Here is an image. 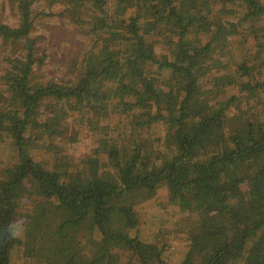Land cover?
Segmentation results:
<instances>
[{"label": "trees", "instance_id": "obj_1", "mask_svg": "<svg viewBox=\"0 0 264 264\" xmlns=\"http://www.w3.org/2000/svg\"><path fill=\"white\" fill-rule=\"evenodd\" d=\"M10 1L0 264H264V0ZM41 1L87 40L60 78ZM27 192L41 210L20 222Z\"/></svg>", "mask_w": 264, "mask_h": 264}, {"label": "rangeland", "instance_id": "obj_2", "mask_svg": "<svg viewBox=\"0 0 264 264\" xmlns=\"http://www.w3.org/2000/svg\"><path fill=\"white\" fill-rule=\"evenodd\" d=\"M35 23L34 33L43 37L41 42L42 49L46 52V64L43 67L44 72L53 77H63L67 70L62 69V63H66L70 56L83 50L87 45L84 35H81V29L74 26L65 6L61 4L50 5L46 1H41L35 6ZM52 13V14H51ZM0 21L12 26L17 25V15L12 8L10 0H0ZM81 31V32H79ZM81 33V34H80ZM5 47L0 44V69L4 63ZM211 87V84L208 85ZM111 122L107 121L102 124L103 130H110ZM82 143V142H80ZM76 152L89 149V141L86 146H74ZM0 156V166H1ZM30 191V190H29ZM28 193V195H27ZM25 193L20 201L18 210V221L24 222L32 217L39 215L41 210L40 196H32L31 192ZM161 198L167 201V192L160 189ZM175 247V245H174ZM115 264H142L138 258L131 253L122 252L118 255Z\"/></svg>", "mask_w": 264, "mask_h": 264}]
</instances>
